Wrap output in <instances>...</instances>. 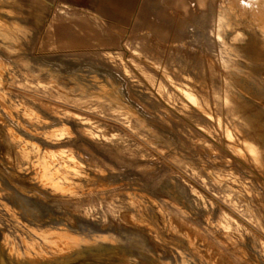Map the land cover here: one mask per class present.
I'll return each instance as SVG.
<instances>
[{
    "label": "rangeland",
    "instance_id": "374dc122",
    "mask_svg": "<svg viewBox=\"0 0 264 264\" xmlns=\"http://www.w3.org/2000/svg\"><path fill=\"white\" fill-rule=\"evenodd\" d=\"M228 1L0 0V264H264V169L173 86L252 36Z\"/></svg>",
    "mask_w": 264,
    "mask_h": 264
},
{
    "label": "bare ground",
    "instance_id": "6f19581e",
    "mask_svg": "<svg viewBox=\"0 0 264 264\" xmlns=\"http://www.w3.org/2000/svg\"><path fill=\"white\" fill-rule=\"evenodd\" d=\"M244 2V0H229L226 9L235 20V23L239 21L242 24H245V26L250 29L253 34L252 36L249 35L248 40H246L243 44H239L237 46L234 45L232 47L233 54L229 56V59L225 57L222 59L223 67L225 65V70L219 72L220 84L216 86V82L212 78L208 79L204 73L202 75L200 73L197 78L192 75L186 76L189 80H191V83H184L182 79L173 80V86L177 94L185 95L189 99L195 110L208 114L209 116L219 113L216 117L218 127L221 128L223 135L228 141L232 144L237 143V152L241 161L252 170L251 172L255 176L258 177L261 175L262 168L264 169V133L261 130L264 126L262 127L260 124V121L264 123V119H259L257 116V102L262 101L264 103V72L259 73L255 68L257 64L264 66V0H254L249 7ZM1 28L2 22L0 21V30ZM0 35L5 37L7 36V33H0ZM258 53L261 55L260 57L256 56ZM209 65L215 66V63L210 62ZM163 68L164 71L168 70L166 66ZM234 84L238 86V90L235 89L233 86ZM198 87H203L205 90L201 91ZM97 97L99 100L103 99L99 95ZM117 99L113 100L116 105L115 108L122 110L128 115H135V112L132 109H130L127 105L125 106L123 101H121L123 102L121 103L118 101L119 99ZM220 115H223L225 119ZM233 130L238 132V137H232ZM207 133H210V131H207ZM231 143L230 145H232ZM48 156L49 154L47 153V157ZM52 166L53 163L49 161H39V164H37V170L42 181L45 184L50 185L53 189L61 192L66 190L71 191V188L74 189L73 187H69L71 185L67 187V185L65 186L60 183L59 177L63 174V172L60 168H54ZM78 169L79 168L76 167L74 170L77 172ZM257 208L261 212L262 209H264V201L262 199L259 200V197ZM260 220L261 222L264 221L261 217ZM251 225L252 224H248L250 229L259 235L264 241V232H262L264 229L261 231L256 225V227ZM63 232L60 234L62 237L61 250H66L69 254L73 251L80 252L81 254L82 252L79 249L80 238L75 237L76 235H71L72 233ZM39 247L40 249H38V255L42 256L44 254L43 248H41V246ZM26 254L29 255V251H27ZM12 255L18 260V263L21 264V260L24 258V255L20 254V252H15Z\"/></svg>",
    "mask_w": 264,
    "mask_h": 264
}]
</instances>
